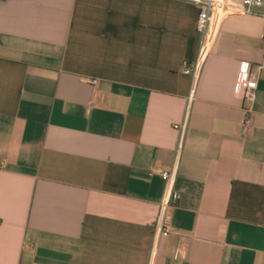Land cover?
<instances>
[{"label": "crops", "instance_id": "0c3cea01", "mask_svg": "<svg viewBox=\"0 0 264 264\" xmlns=\"http://www.w3.org/2000/svg\"><path fill=\"white\" fill-rule=\"evenodd\" d=\"M199 11L0 0V264H264V9L220 8L202 57Z\"/></svg>", "mask_w": 264, "mask_h": 264}, {"label": "built area", "instance_id": "2783aa9c", "mask_svg": "<svg viewBox=\"0 0 264 264\" xmlns=\"http://www.w3.org/2000/svg\"><path fill=\"white\" fill-rule=\"evenodd\" d=\"M199 6V15L197 20V30L202 35V44L200 49V57L206 53L207 45L210 38V33L215 21L216 13L220 8L233 9L235 11H242L248 14H254L256 10L264 9V0H243L241 3L233 4L226 0H194ZM261 68H264V54L261 62ZM186 74L192 73L189 68L185 69ZM93 84H97L98 80L94 79ZM257 82L250 74V67L247 64H243L239 72L236 94L249 102H253L256 98ZM249 113L250 111L247 110ZM251 123L250 116L245 118L244 124L249 125ZM160 175L165 180V192L162 200V210L158 218V229L161 233L169 234L172 232L170 223L163 216L164 207L170 206L175 203L179 194L175 191V171H161Z\"/></svg>", "mask_w": 264, "mask_h": 264}]
</instances>
